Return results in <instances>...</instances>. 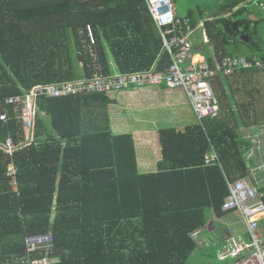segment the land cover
<instances>
[{
	"label": "trees",
	"instance_id": "trees-1",
	"mask_svg": "<svg viewBox=\"0 0 264 264\" xmlns=\"http://www.w3.org/2000/svg\"><path fill=\"white\" fill-rule=\"evenodd\" d=\"M147 1L0 0V115L7 118L0 119V264H30L23 258L54 259L49 264H185L197 247L194 232L206 224L205 210L222 217L228 212L222 210L227 181L252 175L244 153L253 142L239 130L264 126V119L251 113V101L231 108L229 76L221 72L211 82L219 114L183 129H160L157 170L146 173L138 170L131 134L84 126L83 105L107 92L38 98L31 141L19 118L21 106L5 102L37 84L91 77L88 25L104 74L113 73L111 61L119 72L153 65L166 70L170 56ZM249 1L221 0L202 21L211 67L242 46L252 51L247 58H264L255 39L260 19L251 17L259 11L248 9ZM186 16L193 27L198 24ZM252 73L258 71L235 74ZM7 137L26 145L5 153ZM212 148L219 162L207 165L204 155ZM259 190L264 193V184ZM48 233V248L28 249L26 238Z\"/></svg>",
	"mask_w": 264,
	"mask_h": 264
},
{
	"label": "built area",
	"instance_id": "built-area-1",
	"mask_svg": "<svg viewBox=\"0 0 264 264\" xmlns=\"http://www.w3.org/2000/svg\"><path fill=\"white\" fill-rule=\"evenodd\" d=\"M250 1L264 11V0ZM147 5L161 33L163 50L170 56L168 68L158 70L153 65L141 71H114L112 74H104L95 50V38L88 25L86 27L89 38L87 51L93 69L91 77L37 84L25 90L23 94L11 96L5 100L7 104L21 106L19 118L28 133L29 141L33 137L38 111L37 99L40 97L59 98L163 85L168 88H182L189 98L198 122H201L205 118L216 117L220 112V105L211 84L212 79L219 72L226 76L249 69L264 72V58L257 56L251 59L244 56H225L221 65L214 68L204 58L195 60L192 54L194 45L191 41L194 27L189 17L177 15L175 0H148ZM0 119L6 120V114H1ZM25 145H16L10 137H7L2 144V149L5 153L11 154ZM216 162H219V157L212 148L204 155V163L210 165ZM246 165L252 175L227 181L228 195L224 200L222 210H235L239 213L247 236L230 234L223 238L217 254V259L221 264H264V193L259 190L263 180L258 178L264 175V161L253 166L246 162ZM7 174L14 175L13 166H9ZM12 184L16 189L14 177ZM26 242L29 250L48 248L51 235L48 233L35 238H26ZM26 259H21V262L49 264L54 261L50 258Z\"/></svg>",
	"mask_w": 264,
	"mask_h": 264
},
{
	"label": "crops",
	"instance_id": "crops-1",
	"mask_svg": "<svg viewBox=\"0 0 264 264\" xmlns=\"http://www.w3.org/2000/svg\"><path fill=\"white\" fill-rule=\"evenodd\" d=\"M198 25L202 27V22L198 23L194 27V30ZM207 47L209 48L207 39L203 37L198 46L193 48L192 54L194 59H205V56H210L212 53L210 48L209 53L206 55L194 52V49L201 50ZM111 66L113 72L117 71L112 61ZM231 76L238 77L239 75L234 74ZM226 85V94L233 100L230 95V89L233 88L235 92L239 86L231 85V81L227 82ZM175 91H177L178 94L183 92L180 88H168L163 85L134 87L107 92L103 95V98L97 99L98 104L96 108L88 111L90 115L87 118L83 117L84 126L86 129L95 127L98 129L107 128L114 134H131L135 141L138 170L142 173L156 171L158 161L161 157L158 131L165 127L183 129L186 125L198 122L188 96L186 95L187 97L180 99ZM244 101H246V99ZM239 102H243V98L242 100H233V103L230 104L232 106L231 108L236 110V104ZM261 127L264 129L263 125L257 124L249 128L241 127L239 130V134L253 142L252 146L244 153L245 160L250 166L264 161V157H262L264 154L263 143L261 144L262 139L260 138L262 135L260 131L262 129ZM244 129H248V131L245 133ZM249 129H251V132ZM261 185H263V183ZM206 211H210L215 218H219L211 208L205 210V218ZM221 233V237L218 240L214 238V241L217 243L215 245H218L226 235L231 234L229 229H224ZM244 236H247L246 231Z\"/></svg>",
	"mask_w": 264,
	"mask_h": 264
},
{
	"label": "rangeland",
	"instance_id": "rangeland-1",
	"mask_svg": "<svg viewBox=\"0 0 264 264\" xmlns=\"http://www.w3.org/2000/svg\"><path fill=\"white\" fill-rule=\"evenodd\" d=\"M220 2L221 0H175V8L176 13L179 14V16H186L188 14H191L192 18L197 23H201L203 20L213 16L216 13L217 6ZM245 6L250 10L259 11L257 13H254L252 11L251 17L260 19L258 22H256L255 25V39L261 47H264V11L251 2H247ZM203 37L205 38L202 27L201 25H198L191 34V41L194 47L198 46ZM209 48L207 47L201 50L194 49V52H199L202 55H206L207 53H209ZM251 52L252 51L249 50L246 46H242L241 50L239 51H235L234 49L232 50L233 55L244 57H247ZM257 71L258 73L245 74L238 77L229 76L228 79L231 81V85L233 84L239 86L238 90H236L235 92L233 91V88H231L232 90L230 89V95L232 96L233 100H242L243 98V101L246 99L253 102L251 113L257 114L256 116L258 117V120L263 121L264 116L261 115L260 110L264 109V72L259 70ZM255 87L260 90V93H257V91H253V88ZM180 89L184 93L180 91L181 93L178 94L177 91H175L178 98L181 99L187 97L185 91L182 88ZM261 97L263 99L262 102L256 101L257 99H261ZM219 99L222 102L224 101L225 104H223L227 106V99L224 100L223 97H220ZM97 104V100L86 102L83 105V117L87 118L90 115L88 111L96 108ZM259 125H263V123L261 122ZM244 131L246 133L248 129H244ZM249 131L251 132V129H249ZM260 131L262 132L260 138L262 139L261 144L263 143L262 146L264 153V129L262 128ZM262 157H264V154L262 155ZM258 178L263 180L261 183L264 184V175L262 174L260 175V177L258 176ZM224 229H229L232 235H245L244 224L238 212L229 211L222 217L215 218L210 213V211H206V225L204 228L194 232L193 236L197 243V247L189 255L185 264H221V262H219L217 259V254L222 241L218 245H215L217 243L216 241H214V238H217L218 240L221 237V232H223Z\"/></svg>",
	"mask_w": 264,
	"mask_h": 264
}]
</instances>
